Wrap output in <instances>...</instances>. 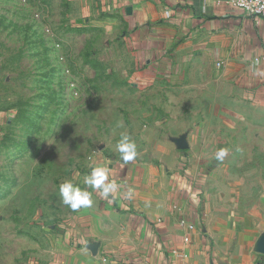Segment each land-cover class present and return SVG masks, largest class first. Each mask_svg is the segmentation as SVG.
I'll use <instances>...</instances> for the list:
<instances>
[{"label":"crops","instance_id":"obj_1","mask_svg":"<svg viewBox=\"0 0 264 264\" xmlns=\"http://www.w3.org/2000/svg\"><path fill=\"white\" fill-rule=\"evenodd\" d=\"M73 1L84 29L127 59L142 150L106 162L117 192L85 188L92 207L61 224L42 264H264L258 133L230 138L264 116V20L224 0H175L171 14L162 0Z\"/></svg>","mask_w":264,"mask_h":264},{"label":"rangeland","instance_id":"obj_2","mask_svg":"<svg viewBox=\"0 0 264 264\" xmlns=\"http://www.w3.org/2000/svg\"><path fill=\"white\" fill-rule=\"evenodd\" d=\"M77 9L73 0H0V264H42L75 212L60 185L87 188L92 167L121 158L122 134L142 150L127 59L84 29ZM248 118L258 129L230 138L244 133L248 145L257 132L264 167V116Z\"/></svg>","mask_w":264,"mask_h":264},{"label":"clouds","instance_id":"obj_3","mask_svg":"<svg viewBox=\"0 0 264 264\" xmlns=\"http://www.w3.org/2000/svg\"><path fill=\"white\" fill-rule=\"evenodd\" d=\"M116 148L120 153L121 159L127 163L132 161L137 156V146L135 141L127 134H122L116 144ZM227 155V149H220L215 155V159L222 161ZM110 169L106 163L96 164L91 168L90 172L85 175L83 183L93 189L99 190L103 197H108L109 194L117 192L118 185L114 180H110ZM60 195L65 205L69 206L73 211L81 208H90L93 205L91 198L92 193L78 185H75L71 180H65L60 185Z\"/></svg>","mask_w":264,"mask_h":264},{"label":"built area","instance_id":"obj_4","mask_svg":"<svg viewBox=\"0 0 264 264\" xmlns=\"http://www.w3.org/2000/svg\"><path fill=\"white\" fill-rule=\"evenodd\" d=\"M167 14H171L174 9L175 0H162ZM231 8L242 11L246 16L264 20V0H224ZM264 59V56H263ZM260 61L257 59L256 62ZM182 227L189 232L196 230L194 223L183 218L180 220ZM186 242H189V237H186Z\"/></svg>","mask_w":264,"mask_h":264},{"label":"water","instance_id":"obj_5","mask_svg":"<svg viewBox=\"0 0 264 264\" xmlns=\"http://www.w3.org/2000/svg\"><path fill=\"white\" fill-rule=\"evenodd\" d=\"M127 12L128 14H131L132 13V9L131 8H128L127 9ZM179 148L182 149V150H185L187 149V145L185 144V141H184V138L179 140ZM259 251L264 254V238L260 241V244H259Z\"/></svg>","mask_w":264,"mask_h":264}]
</instances>
